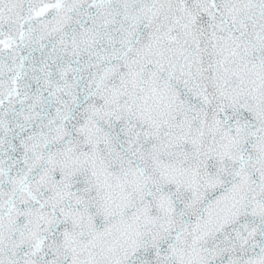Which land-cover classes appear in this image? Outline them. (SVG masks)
I'll return each mask as SVG.
<instances>
[{
    "label": "snow or ice",
    "instance_id": "1",
    "mask_svg": "<svg viewBox=\"0 0 264 264\" xmlns=\"http://www.w3.org/2000/svg\"><path fill=\"white\" fill-rule=\"evenodd\" d=\"M0 264H264V0H0Z\"/></svg>",
    "mask_w": 264,
    "mask_h": 264
}]
</instances>
